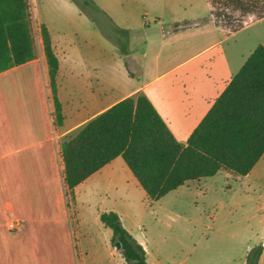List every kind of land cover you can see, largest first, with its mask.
<instances>
[{
	"label": "crops",
	"instance_id": "1",
	"mask_svg": "<svg viewBox=\"0 0 264 264\" xmlns=\"http://www.w3.org/2000/svg\"><path fill=\"white\" fill-rule=\"evenodd\" d=\"M206 1L211 14L212 5ZM183 19L189 22L163 29L171 36L165 56L182 54L165 62L160 38H152V55L143 54L149 60L142 63L133 58L131 68L124 62L127 76L122 83L115 77V44L97 29L95 35L111 45L110 57L109 48L105 55L103 48L94 46L93 38L81 44L78 38L54 35L48 28L59 60L56 85L63 112L61 124L54 117L41 35L32 59L0 71V264H128L119 248L111 244V228L99 219V212L108 209L120 214L151 264L217 261L209 255L210 248H162L147 238L140 217L147 210L146 193L121 155L77 183L73 202L68 203L63 175L62 137L130 94L145 93L176 139L186 141L236 70L237 47L227 53L219 45L239 28L226 30L215 24L212 14L206 22L202 16ZM190 26L197 28L185 34L188 38L177 34ZM257 43L264 44V39L257 37L251 48ZM227 175L243 179L245 190H264V152L246 174ZM202 177L186 180L151 203L161 205L163 199L170 198L175 205L178 193L188 183L199 185ZM132 188L138 192L139 202L133 200ZM14 220L17 223L12 225ZM193 227L194 223L190 224ZM258 242L263 248L257 264H264V240L253 244ZM251 246L241 249L232 264H245Z\"/></svg>",
	"mask_w": 264,
	"mask_h": 264
},
{
	"label": "trees",
	"instance_id": "2",
	"mask_svg": "<svg viewBox=\"0 0 264 264\" xmlns=\"http://www.w3.org/2000/svg\"><path fill=\"white\" fill-rule=\"evenodd\" d=\"M211 5L213 0H209ZM243 15L264 16V0H232ZM215 24L233 31L243 17L232 18L211 6ZM242 15V16H243ZM29 0H0V71L34 57ZM233 20V19H232ZM40 35L48 66L54 117L63 121L57 95L59 60L47 25ZM61 157L68 203L74 186L117 155H121L152 201L186 180L212 175L220 169L246 174L264 152V44L257 43L223 90L193 128L185 142L176 139L150 98L143 92L130 94L100 111L73 133L62 137ZM112 230L110 241L128 264H151L143 245L123 225L114 209L99 212ZM263 245L246 253L245 264H257Z\"/></svg>",
	"mask_w": 264,
	"mask_h": 264
},
{
	"label": "rangeland",
	"instance_id": "3",
	"mask_svg": "<svg viewBox=\"0 0 264 264\" xmlns=\"http://www.w3.org/2000/svg\"><path fill=\"white\" fill-rule=\"evenodd\" d=\"M29 4L35 45L41 22L54 35L73 36L81 44L90 43L93 38L94 46L103 48L105 55L109 48V57L110 44L114 42L117 83H122L127 76L124 62L131 68L133 58L142 63L149 60L154 48L152 38H160L161 59L165 62L182 54L165 56L171 36L164 30L171 24L183 25L189 22L183 18L195 16H202L206 22L212 14L206 0H29ZM212 7L232 17L221 16L223 23L243 17L244 24L219 45L227 53L233 46L237 47L238 60L234 66L237 70L257 37L264 39V17L257 20L253 13L243 15L244 11L232 0H213ZM177 19L183 20L175 21ZM196 28L185 27L177 34H184L182 37L186 39ZM96 29L109 39V46L95 35ZM144 51L149 56L143 55ZM227 174L220 169L214 175L202 177L199 185L188 183V187L178 193L177 200H173L175 205L170 198L163 199L161 205L147 200V210L140 216L147 238L162 248H210L209 255L217 260L214 264H232L239 259L241 249L264 240V190L255 187L248 188L247 192L243 179ZM131 192L133 200L139 202L138 192L134 188ZM185 216L195 221H188ZM192 223L194 227L190 228Z\"/></svg>",
	"mask_w": 264,
	"mask_h": 264
},
{
	"label": "water",
	"instance_id": "4",
	"mask_svg": "<svg viewBox=\"0 0 264 264\" xmlns=\"http://www.w3.org/2000/svg\"><path fill=\"white\" fill-rule=\"evenodd\" d=\"M115 246H116V247H119V246H120V242H119V241H116Z\"/></svg>",
	"mask_w": 264,
	"mask_h": 264
},
{
	"label": "built area",
	"instance_id": "5",
	"mask_svg": "<svg viewBox=\"0 0 264 264\" xmlns=\"http://www.w3.org/2000/svg\"><path fill=\"white\" fill-rule=\"evenodd\" d=\"M17 223V221L16 220H14V222H12V225H15Z\"/></svg>",
	"mask_w": 264,
	"mask_h": 264
}]
</instances>
